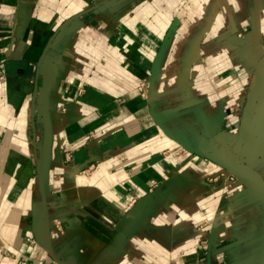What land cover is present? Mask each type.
<instances>
[{"label": "crops", "instance_id": "obj_1", "mask_svg": "<svg viewBox=\"0 0 264 264\" xmlns=\"http://www.w3.org/2000/svg\"><path fill=\"white\" fill-rule=\"evenodd\" d=\"M263 44L264 0H0V264H264L224 130Z\"/></svg>", "mask_w": 264, "mask_h": 264}, {"label": "rangeland", "instance_id": "obj_2", "mask_svg": "<svg viewBox=\"0 0 264 264\" xmlns=\"http://www.w3.org/2000/svg\"><path fill=\"white\" fill-rule=\"evenodd\" d=\"M208 41H211V37L209 35H204L203 36V42L206 43ZM264 50V44L262 45V48L259 50V53H262V51ZM201 56L198 55V58L195 57V59H200V61L202 62V65L204 66V68H208V67H213L212 64L207 63V61L203 58H200ZM264 55L262 57H260L255 66L254 69L256 68V66L258 65V63L263 59ZM202 59V60H201ZM213 71V70H212ZM212 71H207L210 75L212 73ZM208 77V76H207ZM252 77V74H251ZM251 80V79H250ZM211 79L208 82V78H207V83L210 84ZM250 84V81H249ZM249 87V86H248ZM263 87H264V79L262 82V92L260 95V98L257 102V106H256V114H255V118L254 121L252 122V124L250 126H247L246 128H244L243 124L244 121L242 119V110L243 107H238L236 105L233 106H229L225 109V112L227 114H234V116L236 117V119L238 121L237 124L234 125H226V127L224 128V130H226V132H231L234 129H239L240 133H241V139L239 142V146L237 147V144H232L233 142L230 140L228 141V138L225 139L226 141V151H228V157L231 156L230 161L229 162V158H228V162L231 164L232 162H237V164H239L241 166V169H245L248 170L249 168L258 172L260 171V169L264 168V91H263ZM239 124V125H238ZM245 131H247V133H245ZM257 134V141L256 142H252L251 139V135ZM250 136V137H249ZM251 138V139H250ZM186 151V150H185ZM251 151H253V154H249L251 153ZM264 172V169H263ZM228 179L231 182H238L240 180V178H242V172H238L235 171L234 168H230L229 166L226 165L225 167V172L223 173V175H210L207 178V182L208 183H219L222 181L223 178ZM252 184H251V191L254 194L253 188H252ZM262 188V187H261ZM264 197V196H263ZM258 202L256 205L258 206V213H263L264 214V206L262 205L263 203ZM137 203H135L136 205ZM202 226V225H201ZM255 228H257V232H263L262 230L263 228V223L259 220H257L254 223ZM262 240L259 239L257 241L258 245L256 246L257 249H259L261 252L264 251V245L260 246V242ZM264 256V253H262V257Z\"/></svg>", "mask_w": 264, "mask_h": 264}, {"label": "water", "instance_id": "obj_3", "mask_svg": "<svg viewBox=\"0 0 264 264\" xmlns=\"http://www.w3.org/2000/svg\"><path fill=\"white\" fill-rule=\"evenodd\" d=\"M264 79V57L258 63L252 73L250 84L246 93V99L242 110L244 128L250 126L254 121L257 102L262 92V82Z\"/></svg>", "mask_w": 264, "mask_h": 264}, {"label": "built area", "instance_id": "obj_4", "mask_svg": "<svg viewBox=\"0 0 264 264\" xmlns=\"http://www.w3.org/2000/svg\"><path fill=\"white\" fill-rule=\"evenodd\" d=\"M2 73H3V71L0 68V76L2 75ZM140 90H141L142 94L145 96L146 95V86H145V84H142L140 86ZM135 202H136V200L131 201L130 204H129V207H131ZM203 247L207 248V246L205 244L203 245ZM4 249H5V247L0 242V253H2V252L7 253L6 251H4ZM13 264H30V263L28 261H26V260H23V259H17V260H15V262Z\"/></svg>", "mask_w": 264, "mask_h": 264}, {"label": "bare ground", "instance_id": "obj_5", "mask_svg": "<svg viewBox=\"0 0 264 264\" xmlns=\"http://www.w3.org/2000/svg\"><path fill=\"white\" fill-rule=\"evenodd\" d=\"M255 186V185H254Z\"/></svg>", "mask_w": 264, "mask_h": 264}]
</instances>
